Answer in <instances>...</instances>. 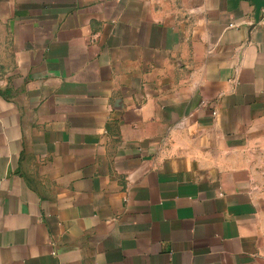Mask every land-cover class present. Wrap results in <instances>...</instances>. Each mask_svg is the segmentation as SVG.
Instances as JSON below:
<instances>
[{"label": "crops", "instance_id": "obj_1", "mask_svg": "<svg viewBox=\"0 0 264 264\" xmlns=\"http://www.w3.org/2000/svg\"><path fill=\"white\" fill-rule=\"evenodd\" d=\"M262 0H0V264H264Z\"/></svg>", "mask_w": 264, "mask_h": 264}, {"label": "water", "instance_id": "obj_2", "mask_svg": "<svg viewBox=\"0 0 264 264\" xmlns=\"http://www.w3.org/2000/svg\"><path fill=\"white\" fill-rule=\"evenodd\" d=\"M258 8L259 10L264 9V0L261 1Z\"/></svg>", "mask_w": 264, "mask_h": 264}]
</instances>
